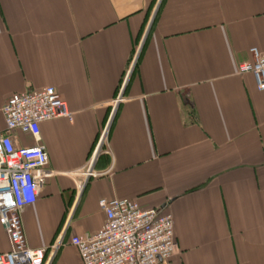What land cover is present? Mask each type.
<instances>
[{"label": "crops", "instance_id": "0c3cea01", "mask_svg": "<svg viewBox=\"0 0 264 264\" xmlns=\"http://www.w3.org/2000/svg\"><path fill=\"white\" fill-rule=\"evenodd\" d=\"M252 48L264 0H0V132L14 94L53 87L71 114L40 124L52 175L21 215L29 248L61 238L44 264H81L70 240L101 229V199L170 214L166 264H264V92L238 74Z\"/></svg>", "mask_w": 264, "mask_h": 264}, {"label": "built area", "instance_id": "2783aa9c", "mask_svg": "<svg viewBox=\"0 0 264 264\" xmlns=\"http://www.w3.org/2000/svg\"><path fill=\"white\" fill-rule=\"evenodd\" d=\"M249 53L251 61L240 64L238 74L252 75L257 90L264 92V52L252 48ZM1 113L5 130L0 132V224L7 232L10 249L0 253V264H44L47 253L54 257L61 238L48 250L29 248L21 215L25 207L34 204L52 175L46 150L40 144V124L58 118L71 120V114L53 87L14 94ZM107 129L108 124L84 167L72 173L80 187L100 176L94 165L105 145ZM15 130L32 137L35 145H17L12 136ZM98 206L105 218L101 229L70 240L81 264H166L176 254L170 214L124 199H101Z\"/></svg>", "mask_w": 264, "mask_h": 264}]
</instances>
